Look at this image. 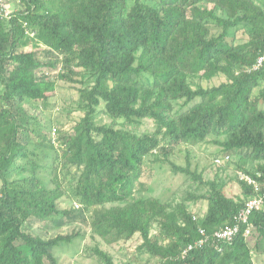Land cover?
<instances>
[{"label":"trees","instance_id":"1","mask_svg":"<svg viewBox=\"0 0 264 264\" xmlns=\"http://www.w3.org/2000/svg\"><path fill=\"white\" fill-rule=\"evenodd\" d=\"M18 4L0 21V264H59L55 251L85 234L45 236L31 227L77 221L107 246L138 235L137 257L157 264H254L264 254V203L248 236L241 228L217 240L214 232L235 223L253 191L236 175L241 197L229 198L219 173L204 180L189 161L180 167L169 157L222 137L214 141L221 157H238L239 172L264 182V63L247 71L264 57V9L254 0ZM220 76L218 86L199 84ZM59 81L80 86L82 116L70 128L23 107L30 101L44 111ZM100 114L111 123L98 125ZM146 119L153 131L138 132ZM148 157L202 192L177 203L143 196ZM66 200L73 207L61 208ZM199 201L206 209L196 216L187 205ZM199 229L206 237L194 246ZM83 253L115 264L97 241Z\"/></svg>","mask_w":264,"mask_h":264},{"label":"rangeland","instance_id":"2","mask_svg":"<svg viewBox=\"0 0 264 264\" xmlns=\"http://www.w3.org/2000/svg\"><path fill=\"white\" fill-rule=\"evenodd\" d=\"M254 1L264 9V0ZM10 8L12 10L19 9L20 4H18V0H10ZM236 38L241 43L246 40V35L240 30L237 32ZM29 49L26 48V51H29ZM224 81L225 78L220 76L211 81H201L199 84L202 87L208 88L218 86ZM79 87V85H71L59 81L57 82L55 94L49 98L47 108L44 111L39 108V103L30 101H26L23 107L31 113H39V120L41 122L46 124L49 122L52 126L58 124L70 128L82 116V112L75 110L77 108V90ZM261 107L264 108V104ZM96 123L98 125H109L111 120L107 116L100 114L96 117ZM153 129L152 121L146 119L142 121L137 131L151 133ZM222 139V137L209 136L205 142L194 147L181 146L173 152L169 157V161L180 167H185L186 162L189 161L190 169L202 173L204 180H211L216 173H219L227 183L224 190L225 195L229 198L241 197V189L234 181L236 175L239 173V170L236 168L239 158L232 155L228 163L221 167H216L214 163L215 158L224 155L222 148L214 142L216 140L221 141ZM145 163L147 168L142 178V181L145 183V190L142 193L143 196L159 198L164 202L177 203L187 193L202 192L198 191L196 185L182 174H173L169 165L154 163L151 157H148ZM254 165L255 163L250 162L247 168L253 169ZM71 205L73 207V202H69L68 200L60 204L61 208H69ZM187 207L196 216H201L205 212L206 202L199 201L195 204L190 203ZM31 228L33 231L45 236L70 234L72 231H80L85 234L83 239H77L71 245L62 246L55 251L59 264H98L94 259L87 258L83 253V249L86 246H93L95 241L113 257L115 264H157L156 261L149 260L147 255L137 257L134 252L135 247L141 242L138 235H135L127 242L107 246L98 238L94 241L90 237L88 227L80 221L67 223L59 228L50 226V224H46V226L44 224H33ZM254 264H264V254L254 258Z\"/></svg>","mask_w":264,"mask_h":264},{"label":"built area","instance_id":"3","mask_svg":"<svg viewBox=\"0 0 264 264\" xmlns=\"http://www.w3.org/2000/svg\"><path fill=\"white\" fill-rule=\"evenodd\" d=\"M11 13L12 9L10 8V0H0V21L7 20L10 17ZM263 63L264 57H259L252 68L248 69L247 71L250 72L251 70H256L261 67ZM229 160V156L217 157L214 159V163L216 167H219L224 165ZM260 176V174H257V177L255 178L251 175L241 172L237 174L238 179L249 186L253 191V194L245 200L244 205L235 216V223L233 225L225 226L222 229L214 232L213 237L215 239L230 240L239 232L241 228H244V237L249 235L252 228V225L249 222V218L251 214L255 211H258L264 203V182L258 181V178H260ZM74 206L75 208L79 207L76 203H74ZM198 232L200 235V239L195 243L194 246L201 245L206 237V233L203 229H199ZM188 249H191V246H189Z\"/></svg>","mask_w":264,"mask_h":264}]
</instances>
